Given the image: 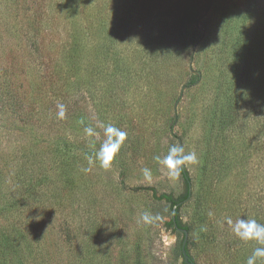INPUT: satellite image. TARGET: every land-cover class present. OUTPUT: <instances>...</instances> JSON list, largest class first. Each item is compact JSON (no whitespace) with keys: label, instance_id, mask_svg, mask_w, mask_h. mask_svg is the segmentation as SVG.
Segmentation results:
<instances>
[{"label":"rangeland","instance_id":"obj_1","mask_svg":"<svg viewBox=\"0 0 264 264\" xmlns=\"http://www.w3.org/2000/svg\"><path fill=\"white\" fill-rule=\"evenodd\" d=\"M249 3L0 0V264H182L161 198L187 195L161 162L173 146L196 155L177 217L197 263L247 264L264 247L227 223L264 224V104L239 95L233 70L244 36L264 46ZM108 125L127 138L105 169ZM209 226L223 232L216 258L198 243Z\"/></svg>","mask_w":264,"mask_h":264},{"label":"trees","instance_id":"obj_2","mask_svg":"<svg viewBox=\"0 0 264 264\" xmlns=\"http://www.w3.org/2000/svg\"><path fill=\"white\" fill-rule=\"evenodd\" d=\"M251 3H249V12H251L252 14H254V21H258V26L264 27V0H250ZM261 33V32H260ZM257 34L256 36H244L245 41L243 43H239L238 44V48L235 54V58H234V63H233V70L239 69L241 70L240 75H239V81L240 83L238 84V91H239V95L241 97H243L242 95L246 93V98L251 101L252 97L255 95V93H257V99L259 104H264V72L262 71H256L254 68H251L250 66L255 65V62L259 59H262V56L264 57V46L261 42V34ZM242 35V33H241ZM242 39V37H241ZM259 50V51H258ZM252 59L251 62H249ZM250 65V66H249ZM249 67V68H248ZM252 73L253 76H257V82L255 81L254 77L250 74ZM251 77H253V79H251ZM254 92V95L252 94ZM256 97V96H255ZM245 98V99H246ZM229 106H228V113H227V125L229 128H232L234 126H236V122H237V116L239 111L242 110V107L240 106L239 102L235 99V98H231L229 99ZM252 106V104H251ZM245 119H248L249 117H247L246 115H244ZM183 179L185 181V185L187 188V185L190 184L189 179L186 175V173H184L183 170L180 171ZM222 168L219 167V171H218V179L220 180L222 177ZM187 197V195H186ZM186 197H183L182 199L179 200H173L170 196L167 195H162V199H165V203L166 205H168V209H170V211L172 210V208L177 205L178 203L183 202ZM180 206L176 207L175 209V217H176V225L177 228H184L189 235V231L190 228L187 226H182L178 220L177 214H178V209ZM203 223L206 222V220L203 218ZM201 221V222H202ZM209 225V223H208ZM166 226H168L169 228L173 229V232L178 233L177 229L174 228L173 223L170 220L166 223ZM216 228V227H215ZM212 228V226H209L208 229L204 228V232L202 233L201 236H199L198 238V243L200 244V242L206 247V248H210L209 253L213 254L211 257L212 258H216L218 257L217 255H220L221 250L223 249V241L222 240H218V238L220 236L223 235L222 229L218 230ZM217 230V231H216ZM180 234V233H178ZM181 235V234H180ZM182 236V235H181ZM8 237L5 235H1L0 234V244L2 246V244H6V242H9V239H7ZM12 242V241H10ZM181 242V241H180ZM188 244L193 245L195 248H197V252L201 251V246H196L195 241L191 238L189 241L187 240L186 243V252L190 258V261L193 264H198L197 260L195 259V257H193L192 255L189 254L188 252ZM263 247V246H260ZM178 253H179V257L181 258V254H180V243L178 245ZM198 255V253H197Z\"/></svg>","mask_w":264,"mask_h":264},{"label":"clouds","instance_id":"obj_3","mask_svg":"<svg viewBox=\"0 0 264 264\" xmlns=\"http://www.w3.org/2000/svg\"><path fill=\"white\" fill-rule=\"evenodd\" d=\"M59 116L61 118L64 116L63 105L60 106ZM85 131L88 136L97 135L92 128H86ZM104 131L107 139L95 155L100 166L107 169L119 153L127 138V133L112 125L106 126ZM157 159L159 160V157ZM89 162H92L91 158H89ZM161 162L169 169V174L172 177H177L182 170V165L196 162V155L194 152L184 154L182 147L173 146ZM144 176L150 179L151 172L149 169H144ZM144 219L147 221L149 217L145 215ZM227 223L239 239L246 242L256 241L258 244L264 245V224L257 223L255 219H237L233 223L230 218ZM259 258H264V247H256L252 255L248 257L247 264H257Z\"/></svg>","mask_w":264,"mask_h":264},{"label":"water","instance_id":"obj_4","mask_svg":"<svg viewBox=\"0 0 264 264\" xmlns=\"http://www.w3.org/2000/svg\"><path fill=\"white\" fill-rule=\"evenodd\" d=\"M190 191H191L190 184H188L187 185V197H186V199L183 202L175 205L171 210V221L173 223V226L175 229H177V232L182 235L181 242H180V254H181V263L182 264H193V263L190 261V258L186 252V249H185L186 243L188 240V232L184 228H177L175 209H176V207L180 206L181 204H183L185 201H187L190 198V194H191Z\"/></svg>","mask_w":264,"mask_h":264}]
</instances>
